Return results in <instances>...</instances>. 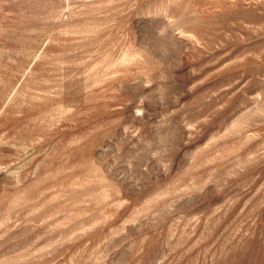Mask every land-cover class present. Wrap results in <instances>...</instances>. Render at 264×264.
<instances>
[{"label":"rangeland","instance_id":"374dc122","mask_svg":"<svg viewBox=\"0 0 264 264\" xmlns=\"http://www.w3.org/2000/svg\"><path fill=\"white\" fill-rule=\"evenodd\" d=\"M0 264H264V0H0Z\"/></svg>","mask_w":264,"mask_h":264}]
</instances>
